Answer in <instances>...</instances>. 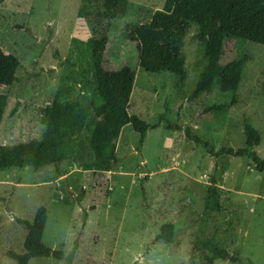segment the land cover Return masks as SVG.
<instances>
[{
  "label": "rangeland",
  "instance_id": "obj_1",
  "mask_svg": "<svg viewBox=\"0 0 264 264\" xmlns=\"http://www.w3.org/2000/svg\"><path fill=\"white\" fill-rule=\"evenodd\" d=\"M126 1V16L108 22L98 16L101 7L96 2L0 0V50L22 65L15 83L0 86V94L8 98L1 145L41 138L42 111L66 70L64 61L102 33L108 37L104 68L127 66L135 72L129 115L155 126L147 131L140 151L139 135L130 124L122 128L118 162L110 172L93 160L85 132L75 153L57 168L0 172V264H15L6 255L9 251L23 253L26 229L16 219L32 222L39 207L47 210L42 242L62 251V259L36 258L28 264H191L192 245L204 237L214 238L221 249L241 259L234 264H264V172H257L249 159L213 158L185 136L189 131L215 152L243 148L247 119L259 132L256 153L264 158V47L226 44L221 65L238 52L247 54L234 103V94H221L215 86L189 101L206 64L197 28L189 27L179 48L186 70L179 91L175 75L150 74L138 67L136 43L128 38L130 29L149 23L165 0ZM86 53L89 58V50ZM85 95L95 99L90 92ZM165 105V123L180 131L167 130L160 122ZM212 105L225 108L205 113ZM212 178L219 188V214L204 211ZM165 224L175 227L169 244L155 241Z\"/></svg>",
  "mask_w": 264,
  "mask_h": 264
},
{
  "label": "trees",
  "instance_id": "obj_2",
  "mask_svg": "<svg viewBox=\"0 0 264 264\" xmlns=\"http://www.w3.org/2000/svg\"><path fill=\"white\" fill-rule=\"evenodd\" d=\"M84 4L99 3L98 16L105 21L123 18L127 14L126 0H82ZM190 26L197 28L206 64L194 91L188 100H196L215 86L221 94H234L236 100L247 54L238 52L231 62L221 65L228 42H250L264 47V0H165L161 10L155 11L150 22L130 29L128 38L135 41L138 67L150 74L170 73L176 76L180 91L186 79L185 61L179 56V48ZM106 28L104 29V31ZM108 44L106 33L90 40L81 50L75 51L73 59L64 61L66 70L59 79L58 88L49 106L42 111L44 132L40 139L13 145L0 144V172L11 169H31L37 172L45 167H58L75 153L77 141L85 132L87 145L93 160L102 165L103 172H110L118 162L116 146L121 130L130 124L139 135L137 151H140L148 130L155 129L136 115H129V102L135 82V72L124 66L116 71L104 68V53ZM85 50V51H84ZM89 50V58L86 51ZM86 53V54H85ZM85 54V56H84ZM21 63L12 55L0 50V86L8 88L18 78L16 71ZM85 92L95 99L88 100ZM8 106V98L0 94V126ZM159 117L165 123L168 107ZM224 106H209L204 112L221 111ZM167 130H181L179 126L165 123ZM245 146L239 149L213 146L185 131V136L196 145L203 146L213 157L228 156L249 159L259 173L264 172V158L256 149L260 144L259 132L245 119L243 121ZM219 188L211 179L204 202L209 214L221 212ZM47 220V210L39 207L32 222L16 219L26 229L23 253L7 252L15 264H28L31 259L52 258L60 261L62 251L52 250L42 242ZM175 227L165 224L155 241L166 244L173 240ZM191 264H214L216 261L238 263L241 259L221 249L214 238L204 237L192 245ZM86 264H98L87 262Z\"/></svg>",
  "mask_w": 264,
  "mask_h": 264
},
{
  "label": "crops",
  "instance_id": "obj_3",
  "mask_svg": "<svg viewBox=\"0 0 264 264\" xmlns=\"http://www.w3.org/2000/svg\"><path fill=\"white\" fill-rule=\"evenodd\" d=\"M120 136V135H119Z\"/></svg>",
  "mask_w": 264,
  "mask_h": 264
}]
</instances>
